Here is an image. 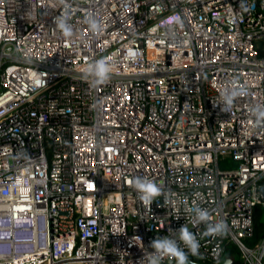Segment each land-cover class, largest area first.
I'll return each instance as SVG.
<instances>
[{
    "label": "built area",
    "instance_id": "obj_1",
    "mask_svg": "<svg viewBox=\"0 0 264 264\" xmlns=\"http://www.w3.org/2000/svg\"><path fill=\"white\" fill-rule=\"evenodd\" d=\"M65 14L71 38L54 24ZM101 59L112 71L96 83L85 70ZM257 105L264 0H0V264H139L182 225L200 244L181 242L187 258L220 262L264 204ZM136 177L162 195L141 201ZM240 249L264 264V238Z\"/></svg>",
    "mask_w": 264,
    "mask_h": 264
},
{
    "label": "clouds",
    "instance_id": "obj_2",
    "mask_svg": "<svg viewBox=\"0 0 264 264\" xmlns=\"http://www.w3.org/2000/svg\"><path fill=\"white\" fill-rule=\"evenodd\" d=\"M167 23H177L180 24L182 21L180 17L172 16L169 17ZM54 24L57 29H59L65 38H71L73 35L72 25L69 23V16L67 14L55 18ZM90 27L93 31H96L99 27L96 20L91 19L89 21ZM112 71L111 66L103 59L96 61L93 65H90L85 70V75H90L94 78L96 83H104L109 77V73ZM243 89H233L231 91L225 90L222 95V111L230 112L233 101L236 97L242 94ZM253 116L256 117L257 122H264V105H257L253 108ZM132 186L138 193L141 201L146 204H151V202L158 196L162 195L163 189L161 186L157 185L155 182L142 178L136 177L132 181ZM194 213L195 220L201 223H207L209 221V211L207 209H202L200 207H194L191 209ZM227 225L223 220L218 221L215 224H208L207 233L212 235H220L226 232ZM178 238L163 236L156 237L151 241L149 247L152 251H145L143 258L140 260L139 264L145 259L147 264H162L165 258L174 259L176 264H187V254L184 248L181 247L182 244L187 247V249L193 254L198 253L200 244L197 240L196 235L189 230L187 225H182L178 230Z\"/></svg>",
    "mask_w": 264,
    "mask_h": 264
},
{
    "label": "trees",
    "instance_id": "obj_3",
    "mask_svg": "<svg viewBox=\"0 0 264 264\" xmlns=\"http://www.w3.org/2000/svg\"><path fill=\"white\" fill-rule=\"evenodd\" d=\"M262 181L264 182V179H262ZM251 221L253 226L251 236L250 237L246 236L241 239L243 245L248 250L255 249L258 243H260L261 240L264 238V204L257 203L254 206ZM222 247H223V256L220 262H222L225 258L228 257L231 259L230 264H249L243 256V251L239 248L236 242L226 240L224 241V244H222ZM197 262L201 263L199 260H197ZM220 262L217 263L209 262V263H201V264H219Z\"/></svg>",
    "mask_w": 264,
    "mask_h": 264
},
{
    "label": "water",
    "instance_id": "obj_4",
    "mask_svg": "<svg viewBox=\"0 0 264 264\" xmlns=\"http://www.w3.org/2000/svg\"><path fill=\"white\" fill-rule=\"evenodd\" d=\"M259 191L261 192V195L264 197V184H261L259 186ZM237 244L240 248H244V245L241 241H238ZM257 261H259V258ZM230 263H231V259L227 257L222 262H220L219 264H230ZM187 264H201V263L197 262V260H195V259L187 258Z\"/></svg>",
    "mask_w": 264,
    "mask_h": 264
},
{
    "label": "bare ground",
    "instance_id": "obj_5",
    "mask_svg": "<svg viewBox=\"0 0 264 264\" xmlns=\"http://www.w3.org/2000/svg\"><path fill=\"white\" fill-rule=\"evenodd\" d=\"M17 247H20L19 245ZM9 247L7 245H0V255L7 256Z\"/></svg>",
    "mask_w": 264,
    "mask_h": 264
},
{
    "label": "rangeland",
    "instance_id": "obj_6",
    "mask_svg": "<svg viewBox=\"0 0 264 264\" xmlns=\"http://www.w3.org/2000/svg\"><path fill=\"white\" fill-rule=\"evenodd\" d=\"M258 257V252L254 253L252 256L248 258L249 262H254L255 259Z\"/></svg>",
    "mask_w": 264,
    "mask_h": 264
}]
</instances>
